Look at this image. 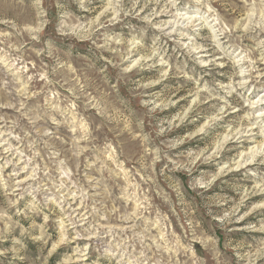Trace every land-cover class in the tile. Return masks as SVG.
I'll return each mask as SVG.
<instances>
[{"label": "clouds", "instance_id": "clouds-1", "mask_svg": "<svg viewBox=\"0 0 264 264\" xmlns=\"http://www.w3.org/2000/svg\"><path fill=\"white\" fill-rule=\"evenodd\" d=\"M258 192L264 0H0V264H258Z\"/></svg>", "mask_w": 264, "mask_h": 264}, {"label": "rangeland", "instance_id": "rangeland-1", "mask_svg": "<svg viewBox=\"0 0 264 264\" xmlns=\"http://www.w3.org/2000/svg\"><path fill=\"white\" fill-rule=\"evenodd\" d=\"M183 103V102H182ZM166 111H171V109H168ZM185 123H187V121H185ZM181 128L184 127V124L180 125ZM216 128V125H212L210 124L206 129L205 132L203 133H198L196 136L190 137L189 139H186L184 141L185 144H189L194 140H199L202 136H206L211 134V138L209 140L208 143L204 144L203 148L201 149L200 152L197 153V155L200 156V159L197 160L196 165L194 166L193 169V175H196L198 170L201 169H208V168H213L216 164L217 161L219 160H223L225 158L226 155H231V153L229 152V149L232 148V146L234 144L237 143V141L235 139H230L228 137L227 134L224 135H216L214 132V129ZM179 129H173V131H178ZM223 131V130H221ZM221 141H223L221 143ZM249 143V141L245 140L244 144L245 146H247ZM184 145H181V147H183ZM241 164H243V161H241ZM245 167H250V165H246V166H241L239 168H235L233 171L230 172H220L218 170H215V179L212 178V176H209L208 178L212 180L211 185L208 188V191H212L213 189L216 188V186L221 182V180H225L227 179L229 176H239V174L241 172L244 171ZM203 175H207V173H203ZM250 187V184L248 185ZM182 187L177 184V191H182ZM236 191L239 192L240 188L237 187ZM243 195V193H241ZM264 197V192H258L254 195H249L247 197V199H245L244 203L245 205H247L250 201L252 200H258L260 198ZM217 199H219V197H217ZM237 199H239V197H237ZM4 204V200L3 197L0 196V205ZM23 205V201L21 200L18 204V206H22ZM218 206H222V207H226L227 205L221 204ZM244 210V207H241V211ZM14 211V209L12 210ZM257 211H264V209H257L254 210L250 216L247 219H251L252 216L256 215ZM12 213L9 212V215H11ZM13 219H17L20 220L21 223H23V219L21 217H13ZM27 225L25 224V227ZM172 230L175 231V226H172ZM129 243H131V240L129 241ZM65 247V245H60V247H58L54 252H53V256L56 255L59 251H61V249ZM130 252H135L138 251V248H136L135 246L132 249H129ZM193 255H197V253L195 252V250L193 251ZM87 259L88 257H85V260L83 262L76 260L75 264H87ZM65 264H73V261L71 259L66 260ZM258 264H264V261L258 262Z\"/></svg>", "mask_w": 264, "mask_h": 264}]
</instances>
